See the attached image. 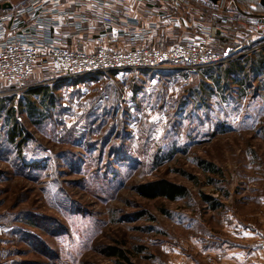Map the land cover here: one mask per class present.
<instances>
[{"label": "rangeland", "instance_id": "rangeland-1", "mask_svg": "<svg viewBox=\"0 0 264 264\" xmlns=\"http://www.w3.org/2000/svg\"><path fill=\"white\" fill-rule=\"evenodd\" d=\"M256 40L259 50L189 74H109L55 92L54 76L37 69L26 91L0 83V264H235L208 249L238 233L232 217L263 231L251 247L264 237V40ZM15 125L21 147L10 140ZM160 180L187 196L138 194Z\"/></svg>", "mask_w": 264, "mask_h": 264}, {"label": "built area", "instance_id": "built-area-1", "mask_svg": "<svg viewBox=\"0 0 264 264\" xmlns=\"http://www.w3.org/2000/svg\"><path fill=\"white\" fill-rule=\"evenodd\" d=\"M148 1L151 4L149 15L155 21L179 25L181 16H192L202 24L200 28H193L199 32H194L193 39L179 35L176 43L163 46L161 41L152 44L149 38L158 24L152 25L150 30L133 24L118 33L125 39L124 49L112 51L104 46L88 53L59 47L47 39L49 30L57 26L58 18L67 14L57 8L62 0H24L18 5H13L11 0H0V6L13 5L11 9H0V83L26 91L28 87L24 85L37 69L52 73L59 83L132 72L180 70L189 74L224 64L262 47L255 45L256 39L264 40L262 0H246L249 1L247 7L241 5L240 0ZM97 4L104 7L103 2ZM118 16V11L101 16L104 38L111 40L109 28ZM40 30L46 32L40 33ZM240 32L245 33L246 41L232 42ZM38 34L46 39H37ZM252 247L264 248V237Z\"/></svg>", "mask_w": 264, "mask_h": 264}, {"label": "crops", "instance_id": "crops-1", "mask_svg": "<svg viewBox=\"0 0 264 264\" xmlns=\"http://www.w3.org/2000/svg\"><path fill=\"white\" fill-rule=\"evenodd\" d=\"M97 2H103L104 7H99ZM195 6L199 10L202 9L199 5ZM57 8L67 14L58 18L57 26L49 30L47 39L53 40L59 47L83 50L88 53L96 52L104 46H108L112 51L124 49L122 42L125 39L120 37L118 33L123 29L133 27V24L146 30H150L152 25L158 24L149 38L152 44L161 41L163 46L176 43L179 35H186L185 37L193 39V28L201 24L192 16L189 18L181 16L182 21L179 25L170 22L159 23L149 15L151 4L148 0H62ZM113 11H118L119 16L113 27L109 28V36L111 37L109 40V38L102 36L104 27L101 16H107ZM43 32L46 31L40 30V33ZM171 35L173 40L168 38ZM37 39L44 40L46 38L43 34H38ZM45 74L54 76L46 71ZM55 82L56 84L53 85L55 92L65 89L73 91V89L84 90V88L95 87L102 83V78L93 77L71 82ZM29 87V91L33 93L40 85H30ZM230 221H233L230 227L231 231L238 233L230 234L231 236L226 242L225 240H216L208 252L235 264H264V248L255 249L251 247L252 241L263 235V231L253 228L250 224L246 225L243 221L235 220L233 217ZM223 252L227 256L226 258L221 256Z\"/></svg>", "mask_w": 264, "mask_h": 264}, {"label": "trees", "instance_id": "trees-1", "mask_svg": "<svg viewBox=\"0 0 264 264\" xmlns=\"http://www.w3.org/2000/svg\"><path fill=\"white\" fill-rule=\"evenodd\" d=\"M263 55V57H261ZM260 54V64L258 63V65H263L264 68V52L263 54ZM252 59V58H251ZM250 60V58L246 59V61L248 62ZM234 65V63H231V65ZM233 65L228 69V71H226L224 73V75L226 77L230 76V73H234L235 72V68L233 67ZM241 65V64H239ZM241 69H243V66H240ZM232 68V69H231ZM211 70H206V73H208L210 75V77L215 80L217 83H219V78L217 79L216 76H214V72H210ZM35 94L38 95H45L46 97H51L48 95L47 92H44L42 88H38L35 92H33ZM5 103V102H4ZM4 103L0 104V113H1V109L5 108ZM1 116V114H0ZM16 124V123H15ZM23 130L21 129V127L19 126H14L13 129L10 132V140L12 143L16 144L17 147H21L26 140H24V138L20 135H22ZM18 138H22V140L20 142L17 143V139ZM27 168H29L30 170H34L37 168L36 165H30ZM138 194L144 198L147 199H156V198H165L168 199L170 201H176L180 198H184L187 196V190L186 188H184L183 186H179L176 185L174 183H171L169 181L166 180H160L154 183H150V184H143L141 186L138 187ZM215 206V205H213ZM109 255L111 257H116L118 259H121L123 261L129 262L130 263V258L128 256V253H126V251L123 250H119L116 247H110L109 248Z\"/></svg>", "mask_w": 264, "mask_h": 264}, {"label": "water", "instance_id": "water-1", "mask_svg": "<svg viewBox=\"0 0 264 264\" xmlns=\"http://www.w3.org/2000/svg\"><path fill=\"white\" fill-rule=\"evenodd\" d=\"M262 5L264 6V0H262ZM13 7V5L11 3H8V4H5L3 6H0V9L3 8V9H11Z\"/></svg>", "mask_w": 264, "mask_h": 264}]
</instances>
